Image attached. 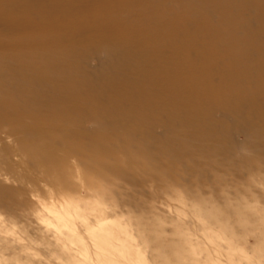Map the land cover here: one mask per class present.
Segmentation results:
<instances>
[{
  "label": "rangeland",
  "instance_id": "rangeland-1",
  "mask_svg": "<svg viewBox=\"0 0 264 264\" xmlns=\"http://www.w3.org/2000/svg\"><path fill=\"white\" fill-rule=\"evenodd\" d=\"M66 1L55 6L54 16L53 11L39 13L37 4L28 16L20 5L16 19L24 35L34 28L48 33L50 25L56 26L65 41L61 52L71 49L66 41H76L72 55L68 52L72 67L80 79L92 73L94 82L78 90V101H63L66 111L49 112L48 118L20 110L25 102L14 95L18 83L12 77L20 78V85L31 82L42 88L41 80L35 84L32 79L41 78L42 70L35 66L28 72L13 65L11 56L26 47L25 37L17 46L13 39L0 40V261L264 264V12L259 14V1L229 0L237 14L228 12L226 19L221 16L229 10L225 0L224 11L220 3V8L209 6L210 16L206 10L202 14L208 15L207 25L198 37L190 35L195 44L179 47V52L161 50V56L177 55L180 64L165 69L160 62L165 71L160 80L154 77L155 62L160 65L154 51L150 69L127 56L116 61L117 73H104L111 64L102 62L108 53L99 43L119 36L113 38L120 49L116 52L126 53L122 26H105L98 33L94 21L82 28L76 18L99 12L98 19L105 21L112 13L108 10L118 5L126 22L137 19L147 26L149 17L139 21L138 16L148 7L152 25L163 19L165 31L174 30L187 41L194 22L204 24L198 5L185 12V5L197 0H177L175 9L170 8L172 0H102L104 6ZM255 39L262 45L254 47ZM170 71H175L174 78ZM46 82L49 94L54 93L58 84ZM41 88L34 100L46 107L53 104ZM87 94L101 99L103 108Z\"/></svg>",
  "mask_w": 264,
  "mask_h": 264
},
{
  "label": "bare ground",
  "instance_id": "bare-ground-1",
  "mask_svg": "<svg viewBox=\"0 0 264 264\" xmlns=\"http://www.w3.org/2000/svg\"><path fill=\"white\" fill-rule=\"evenodd\" d=\"M62 0H0V40H1V42H4V40L6 39V37L7 38H9V39H13V41H14V45L13 46H17L18 44L20 45V44H22V42H25V41H22V39L25 37V39L27 40V45H26V47L24 48V49H26L27 51H24V49L22 50L21 48V50H18V49H16V50H14L15 51V53L11 56L12 57V62H14V66H20V67H25V68H27V71L29 72L30 71V69L31 68H34L35 66H37L38 68H39V70H42V76H41V78H38L37 77V75L35 76V77H33L32 79H33V81H34V83L35 84H38L37 83V81H39V80H41V81H39L41 84H42V88L40 87V86H35L33 83H31V82H25V85H20L19 83L22 81L20 78H18V77H12L13 79H14V81L13 82H15L14 84H16V83H18L17 85H15L14 86V89L15 90H13L12 89V91L14 92V95H18L19 97H20V99H22V102H25L24 104H23V106H21V111L23 112V113H25V112H32L34 115L35 114H37V113H39L38 114V116L39 115H43V117H48L50 114H49V112L51 113H53L54 111H59L60 113L61 112H64V111H66L67 109L66 108H68L67 106H65V105H63L62 103H64L63 101L65 100V99H74V101H78V98H77V96H79V92H78V90L81 88V87H85V88H89V84H91V83H93L94 82V75L91 73V74H89V75H87V74H85L84 75V77H82V79H80L79 78V75L78 74H76L75 73V71H74V69H73V67H72V62H71V60L73 59V58H70V56H69V53L68 52H71V51H73V50H75V48H77V47H75V45H74V43H76V41L75 42H73V41H66L67 43L66 44H69L70 45V47H71V49L70 50H68V51H60V50H63V49H61L60 47H64V48H66L65 46H64V44L63 43H65V41L64 40H62L61 38V36L57 33L58 32V30H56V29H54V27H56V26H52V25H50V23L48 24V25H50L51 27H50V29H51V31L50 32H53L54 34H55V37L53 36L54 34H52L51 35V33L50 32H48L47 33V31H43V30H45V29H42V30H40L39 28H34V30H32V31H30V33L31 34H29L28 33V35H24V33H20L19 31V29H20V27H19V25L20 24H17L16 23V19H18L19 17H20V9L21 8H19L20 7V5H24L23 7H25L26 9L24 10V11H27L26 13L28 14V16L31 14V12H30V10L32 9V8H34L33 7V4H37L38 6H37V8H39V13H42V12H44V13H46V12H48V11H53V12H50L51 14H53V16H54V14H56V11H55V9H56V5L59 3V2H61ZM70 0H67L66 2H69ZM90 2H92V3H94V4H96V3H98V2H100V3H102V0H89ZM144 1V0H143ZM148 1L149 0H147V3H148ZM160 0H155L154 2L155 3H157V2H159ZM163 1V0H162ZM175 1H177V0H172V2L170 3V8H172V9H175V7H174V3H175ZM191 2L192 0H187L185 3H187L188 4V2ZM226 2H227V5L226 6H228V9L229 10H226V11H224V6L223 5H225V3H223V0H197L195 3H193V4H188L187 6L185 5V7H186V15H188V13H190V11H191V9H196V5H198L199 6V8L197 9L198 11H199V13H200V17H198V18H200L201 20H203L204 21V24H203V22L202 21H195L194 22V25H195V29L193 30V34L192 33H190V34H188V36H193V39H194V35H195V37H198V31L200 30H202L203 29V27H205L207 24H205V22H207V20L209 21V18H207V16L209 15L210 16V12L209 11H211V10H209L208 11V7L209 6H212V5H215V6H217V8H220L221 10L220 11H224L223 13H222V17L224 18V19H226L227 18V16H228V12L230 13L231 12V14L230 15H233L232 13H236L237 14V11L235 10V9H237V7H236V5L234 4V2L232 3V5H231V3L229 2V0H225ZM249 1V0H248ZM257 1H259V5H260V12H259V14L261 15V16H263V13H262V10H263V12H264V0H257ZM125 3V2H128V3H130V0H124V1H122V0H119V3ZM145 2V1H144ZM193 2V1H192ZM191 2V3H192ZM243 1H241L240 3H242ZM89 3V2H88ZM117 3V2H116ZM121 3V4H122ZM151 3H152V0H151ZM218 3H220V7H218L219 5H218ZM239 3V4H240ZM73 4V3H72ZM132 4V3H131ZM135 4V3H134ZM144 4V3H143ZM142 4V5H143ZM178 4H179V2H178ZM196 4V5H195ZM248 4V3H247ZM62 5H63V3H62ZM102 5L104 6V4L102 3ZM149 5V4H148ZM147 5V6H148ZM231 5V6H230ZM68 6H69V4H68ZM80 6V5H79ZM89 6V5H88ZM102 6V7H103ZM137 6V8H138V5H135V7ZM178 6V5H177ZM180 6V5H179ZM182 6V5H181ZM223 6V7H222ZM234 6L236 7V8H234ZM11 8L10 9V11H8V8ZM78 7V6H77ZM114 7V8H113ZM112 7V9H107L108 11H111L112 13L111 14H107L106 13V15H108V19H104L105 21H102V20H100V19H98L99 17H100V13L99 12H95V13H93L90 17H86V16H84L85 14H86V12H85V14L83 15V17H81V18H79V17H74V18H76L77 20L79 19V20H82L81 21V23H82V25L80 26L79 25V27H82V28H85V26H88V24H91V20L92 21H94V26H93V28L94 29H96L97 30V32L99 33V32H104L103 30L104 29H106V27L105 26H107V27H109V28H114L115 27V25H118V26H122V30H123V32H122V34L124 35V37H125V39L126 40H122L123 41V49L125 48L126 49V53H124V54H119V53H117V52H120V49H116L117 47H116V41H114V39L115 38H118L119 36H116V35H113V36H115V37H113V38H111L109 41H107L108 42V44H105V41H101L99 44H100V46L105 50V52L106 53H108L107 54V56H106V61H102L104 64H105V67L110 63L111 65L110 66H107V68L106 69H104V73H109V74H112V72L116 69H118L117 67H116V61H119L120 62V59L121 60H123L125 57H129V59L131 60H133V61H139L138 63H141L142 64V66H143V68L145 69V68H147V69H150V60H152V58L150 59V57L152 56L151 55V51H154V57L156 58L155 60H158L159 61V63L160 62H162L164 65H165V69H166V67H168V69H170V67H169V64L171 65V66H175L176 68L178 67V61H179V64H180V60H178V57H177V55H166L165 53H164V55L163 56H161L160 54H162L163 53V51H161L162 49L165 51L166 49H170L169 50V52L170 51H174V52H177L178 51V48L179 47H183V48H185V47H190V45H192V44H195V42H194V40H192V38H191V36L190 37H188V40L187 41H185V40H183V41H181V39H180V35L179 34H177L174 30H171V31H165V30H168L167 28H166V23H164V21H163V19L162 20H159L158 18L156 19V21H155V24H151V22H150V16H151V14L153 13H151L149 10L150 9H147L146 8V11H144L143 13L141 12V14H139V21H140V19H144V18H148V21L149 22H147V26H143L142 24H141V22L139 23L138 22V20L137 19H132L131 21H129V22H126V20L123 18V15H124V12H122V11H120L119 10V8H118V5H114ZM201 7V8H200ZM72 8H75L74 6L72 7ZM72 8H71V10H72ZM84 8V7H83ZM88 8V7H87ZM143 8H145V7H143ZM156 8H158V7H156ZM178 8V7H177ZM36 8H34V10H35ZM70 9V8H69ZM130 9H131V6H130ZM133 9V8H132ZM213 9V8H212ZM68 10V9H67ZM107 10L105 11V12H107ZM116 10V11H115ZM159 10V9H158ZM196 10V11H197ZM205 10H206V13L208 14V15H202L204 12H205ZM216 10V9H215ZM175 11V10H174ZM256 11V10H255ZM258 11V10H257ZM68 12V11H67ZM72 12V11H71ZM79 11L77 10V13H76V15H78L79 13H78ZM138 12V11H137ZM182 12V11H181ZM25 13V14H26ZM70 13V12H69ZM73 13V12H72ZM71 13V14H72ZM123 13V14H122ZM149 13H151V14H149ZM179 13V12H178ZM212 13V12H211ZM24 13H23V15L25 16V18H26V21H27V23L28 22H30L31 20H29L30 18H27V14L25 15ZM47 14V13H46ZM45 14V15H46ZM63 14V13H62ZM68 14V13H67ZM74 14V13H73ZM238 14H241V13H239L238 12ZM22 15V17L24 18V16ZM37 15V14H36ZM44 15V14H43ZM48 15H50V14H48ZM81 15V14H80ZM133 15H134V13H133ZM8 16V17H7ZM47 16V15H46ZM104 16V15H103ZM136 16V15H135ZM167 16V15H166ZM176 16H177V14H176ZM179 16V15H178ZM190 16V15H189ZM220 16V15H219ZM236 16H238V15H234L233 17H231L232 19L234 18H236ZM40 17V16H39ZM43 17V16H42ZM45 17V16H44ZM43 17V18H44ZM57 17H58V15H57ZM157 17V16H156ZM4 18V19H3ZM22 18V19H23ZM42 18V19H43ZM47 18H49V17H47ZM60 18V17H59ZM69 18V17H68ZM73 18V19H74ZM107 18V17H106ZM109 18H111L110 20H109ZM163 18V17H162ZM190 18V17H189ZM213 18V17H212ZM71 20L70 19V21H74L75 22V19L74 20ZM112 19H114V21H111ZM154 19V18H153ZM152 19V20H153ZM173 19H174V17H173ZM232 19H230V20H232ZM257 19H259V17H257ZM44 20H46V19H44ZM77 20H76V22H77ZM120 20H122L121 21V23H119L120 22ZM175 20V19H174ZM213 20V19H212ZM219 20H220V18H219ZM246 19H244V21L242 22L243 23V26L245 27V28H247L246 26H245V24H249V21H245ZM60 21H62V20H60ZM60 21H59V23H60ZM102 21V22H101ZM185 21V20H184ZM191 21V20H190ZM194 21V20H193ZM42 22V21H41ZM45 22H47V21H45ZM49 22V21H48ZM56 22V21H55ZM58 22V21H57ZM66 22V21H65ZM122 22H124V23H122ZM182 22V21H181ZM235 22H239V21H236L235 20ZM259 22V21H258ZM31 23H32V21H31ZM62 23V22H61ZM60 23V24H61ZM64 23V22H63ZM177 23V22H176ZM53 24V23H52ZM120 24V25H119ZM229 24H231V23H229ZM23 25V24H22ZM37 25V24H36ZM45 25H47L46 23H45ZM70 25H73V24H70ZM146 25V24H145ZM214 25V24H213ZM238 25V24H237ZM29 26V25H28ZM31 26V25H30ZM38 26V25H37ZM177 26H181V25H177ZM33 27V26H32ZM58 27V26H57ZM73 28H76L75 27V25L74 26H72ZM212 27V26H211ZM38 29V30H37ZM102 29V30H101ZM227 29H228V27H227ZM67 30V29H66ZM86 30V29H85ZM170 30V29H169ZM92 31V30H91ZM94 31V30H93ZM107 31V30H106ZM160 31H164V35H162L161 37H160V35H159V32ZM178 31V30H177ZM231 31V30H230ZM23 32H24V30H23ZM116 32V31H115ZM232 32V31H231ZM234 32V31H233ZM27 33V32H26ZM50 33V35H47V34H49ZM94 33V32H93ZM98 33H94V34H97V35H99ZM227 33V32H226ZM71 34L74 36V32H71L70 33V35H68V36H70L71 38H73L72 36H71ZM102 34V33H101ZM252 34V33H251ZM258 34H259V32H258ZM92 35V34H91ZM249 35V34H248ZM26 36L28 37V38H26ZM252 36V35H251ZM250 36V37H251ZM48 37V39L46 40V38ZM112 37V36H111ZM232 37V36H231ZM35 38V39H34ZM39 38V39H38ZM123 38V37H122ZM229 38H230V35H229ZM242 38V37H241ZM180 39V40H179ZM238 39V38H237ZM243 39L244 40H247L248 42L250 41V39L251 38H249V37H247V38H244L243 37ZM260 39V38H259ZM60 40H62V41H60ZM211 39H209V41H210ZM226 40H227V38H226ZM229 40V39H228ZM241 40V39H240ZM261 40V39H260ZM117 41L119 42L120 40H118L117 39ZM232 41V40H231ZM243 41V40H242ZM253 40H251V42H252ZM229 42V41H228ZM259 42V41H258ZM192 43V44H191ZM262 43V42H261ZM260 42L259 43H257V39H255V41L253 42V46L254 47H256L258 44L259 45H262ZM2 44V43H1ZM78 44V43H77ZM119 44V43H118ZM226 44V43H225ZM4 46V48H5V45H3ZM118 46V45H117ZM161 47V48H160ZM261 48H262V46H260ZM259 47V48H260ZM209 48V47H208ZM225 48V47H224ZM2 49V48H1ZM58 49V50H57ZM196 49V48H195ZM213 49V48H212ZM224 50H226V49H224ZM117 51V52H116ZM129 51H130V53H131V55H129ZM189 51V50H188ZM194 51V50H193ZM236 51V50H235ZM241 51V50H240ZM27 52L29 53L28 55H26L27 54ZM179 52V51H178ZM187 52V51H186ZM191 52V51H190ZM228 52H230V51H228ZM25 53V54H24ZM122 53V52H121ZM214 53V52H213ZM221 53V52H220ZM238 53V52H237ZM12 54V53H11ZM76 54V53H75ZM126 54V55H125ZM262 54V53H261ZM71 55H72V52H71ZM226 55H227V53H226ZM233 55V54H232ZM241 55H243V54H241ZM73 56H74V54H73ZM239 56V55H238ZM2 57V56H1ZM3 57H5V56H3ZM127 57V58H128ZM175 57H176V59H175ZM202 57V56H201ZM250 57V56H249ZM241 58H242V56H241ZM7 59V58H6ZM71 59V60H70ZM107 59H108V62H107ZM219 59V58H218ZM240 59V58H239ZM23 60H25V61H23ZM233 60V59H232ZM243 60V59H242ZM241 60V61H242ZM125 61H127V60H125ZM124 61V62H125ZM143 61V62H142ZM182 61V60H181ZM201 61V60H200ZM221 61V60H220ZM241 61H239V62H241ZM131 62V61H130ZM185 62V61H184ZM201 62H203V61H201ZM126 63V62H125ZM162 63H160V65L158 64V63H156L155 62V74H154V77H156V80L158 79V80H160V76H162L164 73H165V71L164 70H161V68H162ZM199 63V62H198ZM214 63V62H213ZM219 63V62H218ZM235 63V62H234ZM3 64V63H2ZM10 64H11V62H10ZM15 64H18V65H15ZM62 65V66H59V65ZM223 64V63H222ZM75 66L77 65V63L76 64H74ZM198 65V64H197ZM208 65V64H207ZM240 65V64H239ZM244 65V64H243ZM13 66V67H14ZM64 66H66V67H64ZM124 66V65H123ZM211 66V65H210ZM216 66V65H215ZM214 66V67H215ZM223 66V65H222ZM238 66V65H237ZM236 66V67H237ZM250 66V65H249ZM61 68V67H63L64 69L66 68V69H68V71L69 72H66L65 70L63 71V72H59L58 71V69L59 68ZM77 67V66H76ZM116 67V68H115ZM245 67H247L246 65H245ZM5 68H7V67H5ZM77 69H78V67H77ZM143 69V70H144ZM223 69V68H222ZM227 69V68H226ZM225 69V70H226ZM1 70V69H0ZM5 70V69H4ZM115 70V72L117 73V71ZM143 70H142V72H143ZM254 70V69H253ZM3 71V70H2ZM11 71V70H10ZM189 71V70H188ZM13 72V71H12ZM27 72V73H28ZM78 72V71H77ZM171 72V75H172V78H174V76L175 75H173V73L175 72V71H170ZM183 72H185V71H183ZM232 72V71H231ZM121 75H122V73L121 72H119ZM135 73H136V71H135ZM167 73V72H166ZM181 73V72H180ZM230 73V72H229ZM239 73V72H238ZM15 74V73H14ZM50 74V75H49ZM80 74V73H79ZM148 74V73H147ZM170 74V73H169ZM175 74V73H174ZM32 75V74H31ZM31 75H29V77H31ZM118 75V74H117ZM116 75V76H117ZM244 75V74H243ZM9 76V75H8ZM116 76H114V77H116ZM170 76V75H169ZM169 76H167L168 78H169ZM263 76V75H262ZM120 77V76H119ZM126 77V76H125ZM124 77V78H125ZM128 77H130V74H127V78ZM178 77V76H177ZM242 77V76H241ZM116 78H118V77H116ZM120 78H122V77H120ZM171 77H170V79H172ZM235 78V77H234ZM0 79H2L1 78V76H0ZM4 79H6V76L4 77ZM31 79V80H32ZM103 79V78H102ZM142 79V78H141ZM144 79V78H143ZM196 79V78H195ZM243 79H244V77H243ZM30 80V79H29ZM48 80H50L51 82H56L57 84H58V86H57V89H55L56 91L54 92V93H50L49 94V92H50V90L49 89H47L45 86L47 85H49L50 83H47L46 81H48ZM115 80V79H114ZM148 80V79H147ZM235 80V79H234ZM242 80V79H241ZM262 80V79H261ZM93 81V82H92ZM187 81V80H186ZM257 81V80H256ZM157 82V81H156ZM195 82H196V80H195ZM194 82V83H195ZM226 82V81H225ZM116 83V82H115ZM181 83H182V81H181ZM237 83V82H236ZM235 83V84H236ZM29 84H32L33 86H31V85H29ZM167 84V83H166ZM232 84V83H231ZM239 84V83H238ZM115 85V84H114ZM190 85H191V83H190ZM21 86V87H20ZM92 86H93V84H92ZM142 86V85H141ZM230 86V85H229ZM112 87H114V86H112ZM40 88L45 92V93H47L48 95H50L51 97V100H52V102H53V104L51 103V104H47V107L45 106V105H43V104H41L39 101L37 102V101H35L34 99H35V95H36V92H35V90L36 89H38V91L40 90ZM49 88V87H48ZM101 88V87H100ZM96 89V88H95ZM102 89V88H101ZM97 90V89H96ZM96 90H94V91H96ZM233 90V89H232ZM231 90V91H232ZM37 91V90H36ZM102 91V90H101ZM101 91H99L98 90V92H100L101 93ZM192 91H194V90H192ZM6 92V91H5ZM9 92V91H8ZM40 92V91H39ZM81 92V91H80ZM88 92V91H87ZM93 92V91H92ZM98 92H97V95H98ZM191 92V91H190ZM237 92V91H236ZM96 93V92H95ZM94 93V95H96ZM100 93H99V95H100ZM134 93V92H133ZM133 93H131V94H133ZM193 93V92H192ZM231 93V92H230ZM42 94V93H41ZM83 94V93H82ZM38 95H39V93H38ZM89 94H87V96H88ZM94 95L93 94H91L90 96H88V98H90V100H94V104L95 103H98V105L100 106V107H102L103 108V106H104V104H102V100L101 99H97V98H95L94 97ZM98 95V96H99ZM103 95V94H102ZM134 95V94H133ZM166 95V94H165ZM44 96V95H43ZM81 96V95H80ZM85 96V95H84ZM83 96V97H84ZM101 96V95H100ZM146 96V100L148 101V99H149V101L151 100L150 98H149V96L150 95H145ZM155 96V95H154ZM37 97V96H36ZM49 97V96H48ZM56 97V98H55ZM86 97V96H85ZM156 97V96H155ZM47 98V97H46ZM46 98H43V100H46ZM55 98V99H54ZM148 98V99H147ZM152 98V97H151ZM48 99V98H47ZM82 99V98H81ZM157 99V98H156ZM192 99V98H191ZM5 100V99H4ZM89 100V99H88ZM89 100V101H90ZM129 100V99H128ZM42 101V100H41ZM73 101V100H72ZM83 101H85V103L87 102V98L85 99V100H83ZM147 101L146 102H144V103H147ZM189 101H190V99H189ZM19 102V101H18ZM22 102H20V104L22 103ZM36 102V103H35ZM46 102V101H45ZM66 102V101H65ZM69 102V101H68ZM81 103H82V101H80ZM152 102V101H151ZM192 102V101H191ZM193 102H194V98H193ZM67 103V102H66ZM89 103V102H88ZM101 103V104H100ZM71 104V103H70ZM69 104V105H70ZM90 104V103H89ZM192 104V103H191ZM68 105V106H69ZM195 105V104H194ZM72 106V105H71ZM77 106H79V105H77ZM193 109V108H192ZM10 111V110H9ZM33 114H31V115H33ZM56 114V113H55ZM31 117V116H30ZM34 117V116H33ZM49 118V117H48ZM24 119V118H23ZM33 120V119H32ZM50 120V119H49ZM56 121V120H55ZM28 122V121H27ZM31 122V121H30ZM29 124V123H28ZM52 125V124H51ZM65 125V124H64ZM32 126V125H31ZM33 131V130H32ZM33 133V132H32ZM35 137V136H34ZM42 137V136H41ZM40 137V138H41ZM27 138V137H26ZM38 138V137H37ZM35 139V138H34ZM42 140V139H41ZM40 140V141H41ZM32 142V141H31ZM35 142H38V139L37 140H34V142H32V143H35ZM39 145V144H38Z\"/></svg>",
  "mask_w": 264,
  "mask_h": 264
},
{
  "label": "clouds",
  "instance_id": "clouds-1",
  "mask_svg": "<svg viewBox=\"0 0 264 264\" xmlns=\"http://www.w3.org/2000/svg\"><path fill=\"white\" fill-rule=\"evenodd\" d=\"M0 264H7L6 261H0Z\"/></svg>",
  "mask_w": 264,
  "mask_h": 264
}]
</instances>
